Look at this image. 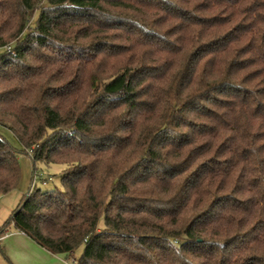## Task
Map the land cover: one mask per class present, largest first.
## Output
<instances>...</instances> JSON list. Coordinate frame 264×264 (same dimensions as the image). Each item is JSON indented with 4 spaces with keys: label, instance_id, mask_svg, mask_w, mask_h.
Listing matches in <instances>:
<instances>
[{
    "label": "trees",
    "instance_id": "obj_1",
    "mask_svg": "<svg viewBox=\"0 0 264 264\" xmlns=\"http://www.w3.org/2000/svg\"><path fill=\"white\" fill-rule=\"evenodd\" d=\"M0 50L20 146L0 135V195L19 154L64 167L0 237L77 264H264V0H0Z\"/></svg>",
    "mask_w": 264,
    "mask_h": 264
},
{
    "label": "rangeland",
    "instance_id": "obj_2",
    "mask_svg": "<svg viewBox=\"0 0 264 264\" xmlns=\"http://www.w3.org/2000/svg\"><path fill=\"white\" fill-rule=\"evenodd\" d=\"M2 50H0V53ZM0 135L4 137L15 149L19 150L20 146L13 137V135L6 129L0 127ZM18 162L20 167V180L17 187L5 194L0 195V227L8 220L13 211L18 206L20 200L26 195L32 186L41 190H51L60 187V172L64 169L63 166L51 165L46 167L42 164L36 165V172L33 176V167L30 158L27 155L19 154ZM33 180V181H32ZM98 227H103L102 219L98 223ZM6 232L8 235L0 237V263L1 264H47V260L52 257L40 249L37 245L32 243L30 239H25L18 233L12 224L6 225ZM5 235V234H3ZM19 238H23L24 242L33 244L38 254L31 251V246L25 245ZM29 240V241H28ZM80 256V249L74 254V258L78 259ZM60 258L62 264H65L67 259L64 256H57Z\"/></svg>",
    "mask_w": 264,
    "mask_h": 264
},
{
    "label": "crops",
    "instance_id": "obj_3",
    "mask_svg": "<svg viewBox=\"0 0 264 264\" xmlns=\"http://www.w3.org/2000/svg\"><path fill=\"white\" fill-rule=\"evenodd\" d=\"M4 234H5V235H3L4 237H5L6 235H8L6 231L4 232ZM20 235H22L23 238L28 239V238L25 237L23 234L20 233ZM3 236H1V237H3ZM23 238H19V239H20V241H22L25 245H33V244H28L29 242H24ZM28 241H29V240H28ZM32 243H33V242H32ZM34 247H35L34 245L31 246V251H32V253H34V254L37 255L38 252H37L35 249H38V248H34ZM40 249H41V248H40ZM48 254H49V253H48ZM49 255H50V257H52V258H51V260H47V264H62V262H61V260H60L59 257H57V256H53V255H51V254H49ZM0 264H1V263H0Z\"/></svg>",
    "mask_w": 264,
    "mask_h": 264
},
{
    "label": "built area",
    "instance_id": "obj_4",
    "mask_svg": "<svg viewBox=\"0 0 264 264\" xmlns=\"http://www.w3.org/2000/svg\"><path fill=\"white\" fill-rule=\"evenodd\" d=\"M65 264H77V261L74 257H69Z\"/></svg>",
    "mask_w": 264,
    "mask_h": 264
}]
</instances>
